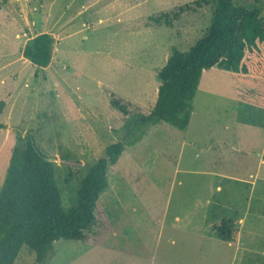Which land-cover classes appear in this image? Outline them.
<instances>
[{
	"label": "rangeland",
	"instance_id": "rangeland-1",
	"mask_svg": "<svg viewBox=\"0 0 264 264\" xmlns=\"http://www.w3.org/2000/svg\"><path fill=\"white\" fill-rule=\"evenodd\" d=\"M196 1L0 0V189L17 131L30 132L59 159L72 208L89 165L121 140L111 93L149 113L172 47L207 34L213 6ZM164 13L172 26L155 21ZM39 32L57 37L47 67L22 53ZM263 160L264 82L205 70L188 128L162 121L128 146L87 240L54 241L45 264H264ZM15 264H38L36 253L24 246Z\"/></svg>",
	"mask_w": 264,
	"mask_h": 264
},
{
	"label": "trees",
	"instance_id": "trees-1",
	"mask_svg": "<svg viewBox=\"0 0 264 264\" xmlns=\"http://www.w3.org/2000/svg\"><path fill=\"white\" fill-rule=\"evenodd\" d=\"M196 3L213 6L207 34L186 51L172 47L158 71V97L149 113L132 110V103L111 93L112 106L125 115L121 140L109 145L105 155L89 165L78 189L77 202L68 211L62 205L54 162L46 159L33 134L17 131L0 189V264H15L24 246L36 253L38 264H45L54 241L87 240V231L99 221L96 210L102 193L109 187L111 167L128 146L144 138L151 126L164 121L187 129L205 70L217 67L243 74H264L263 0ZM177 15H173L174 19ZM155 21L172 26L169 13ZM54 43L52 34H36L24 44L23 56L37 66L47 67L52 62ZM5 106V100H0V116ZM1 127L4 124L0 122ZM222 235L225 237V232Z\"/></svg>",
	"mask_w": 264,
	"mask_h": 264
},
{
	"label": "crops",
	"instance_id": "crops-1",
	"mask_svg": "<svg viewBox=\"0 0 264 264\" xmlns=\"http://www.w3.org/2000/svg\"><path fill=\"white\" fill-rule=\"evenodd\" d=\"M39 33H43V32H39ZM50 34H52V33H50ZM53 35V37L54 38H57L56 36H55V34H52ZM34 37V36H33ZM168 59V58H167ZM165 65V64H164ZM163 65V66H164ZM226 71H228V72H230V73H233L235 76H238V77H242V78H247V79H253V80H259V81H261V82H264V74L262 73V74H254V73H249V74H243V73H240V72H233V71H229V70H226ZM236 78V77H235ZM259 107V106H258ZM190 125V124H189ZM188 128V127H187ZM220 160V159H219ZM263 162H264V160H263ZM260 171H262V169L260 170ZM260 171H257V172H259V174H261V172ZM212 173L213 174H218L219 176H224L225 178H226V175H225V173H223V172H221V171H212ZM252 175V174H251ZM234 179H236V178H234ZM240 180H242V179H240Z\"/></svg>",
	"mask_w": 264,
	"mask_h": 264
},
{
	"label": "water",
	"instance_id": "water-1",
	"mask_svg": "<svg viewBox=\"0 0 264 264\" xmlns=\"http://www.w3.org/2000/svg\"><path fill=\"white\" fill-rule=\"evenodd\" d=\"M46 159L51 161V162H58L59 161L58 158H48V157H46Z\"/></svg>",
	"mask_w": 264,
	"mask_h": 264
}]
</instances>
